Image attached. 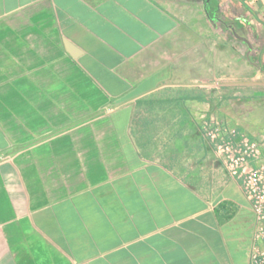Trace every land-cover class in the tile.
Masks as SVG:
<instances>
[{
    "label": "crops",
    "instance_id": "0c3cea01",
    "mask_svg": "<svg viewBox=\"0 0 264 264\" xmlns=\"http://www.w3.org/2000/svg\"><path fill=\"white\" fill-rule=\"evenodd\" d=\"M260 24L264 0H0V264H249L204 128L264 157V111L227 94Z\"/></svg>",
    "mask_w": 264,
    "mask_h": 264
},
{
    "label": "built area",
    "instance_id": "2783aa9c",
    "mask_svg": "<svg viewBox=\"0 0 264 264\" xmlns=\"http://www.w3.org/2000/svg\"><path fill=\"white\" fill-rule=\"evenodd\" d=\"M204 134L228 175L238 181L256 220L249 264H264V157L260 143L212 114Z\"/></svg>",
    "mask_w": 264,
    "mask_h": 264
},
{
    "label": "rangeland",
    "instance_id": "374dc122",
    "mask_svg": "<svg viewBox=\"0 0 264 264\" xmlns=\"http://www.w3.org/2000/svg\"><path fill=\"white\" fill-rule=\"evenodd\" d=\"M261 17L263 15L260 13ZM260 27L264 28L262 24L259 25ZM259 27V29H261ZM263 38L261 37V43H263ZM259 44V45H260ZM264 48V46H263ZM261 53L264 55V49L262 51H250L245 54H241V61H239V64H241V67H239L242 70V77L239 79L237 78L235 81L237 84L235 85H227V94L230 98H237L236 101H239L238 107H240V110H243V115L240 117L242 122H249V114L250 113H256L263 112L264 111V70L263 63L261 60ZM248 58L252 61V68L249 70L248 67L244 65L248 62ZM247 60V61H246ZM264 60V57H263ZM238 62V61H237ZM236 62V63H237ZM255 67L257 69V74L255 75L254 69ZM231 89V90H229ZM264 114V112H263Z\"/></svg>",
    "mask_w": 264,
    "mask_h": 264
},
{
    "label": "trees",
    "instance_id": "16d2710c",
    "mask_svg": "<svg viewBox=\"0 0 264 264\" xmlns=\"http://www.w3.org/2000/svg\"><path fill=\"white\" fill-rule=\"evenodd\" d=\"M261 60H262V62H263V59H262V57H261ZM263 70H264V68H262Z\"/></svg>",
    "mask_w": 264,
    "mask_h": 264
},
{
    "label": "water",
    "instance_id": "95a60500",
    "mask_svg": "<svg viewBox=\"0 0 264 264\" xmlns=\"http://www.w3.org/2000/svg\"><path fill=\"white\" fill-rule=\"evenodd\" d=\"M68 46H69V45L67 44V48H68ZM69 47H70V46H69ZM70 49H71V48H70ZM70 49H69V50H70Z\"/></svg>",
    "mask_w": 264,
    "mask_h": 264
}]
</instances>
